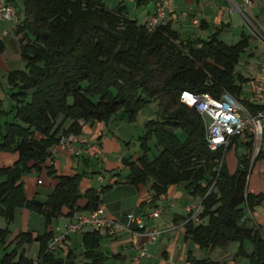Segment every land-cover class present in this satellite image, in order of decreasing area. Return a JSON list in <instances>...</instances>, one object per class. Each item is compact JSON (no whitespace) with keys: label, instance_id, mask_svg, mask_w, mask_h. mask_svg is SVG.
I'll use <instances>...</instances> for the list:
<instances>
[{"label":"trees","instance_id":"1","mask_svg":"<svg viewBox=\"0 0 264 264\" xmlns=\"http://www.w3.org/2000/svg\"><path fill=\"white\" fill-rule=\"evenodd\" d=\"M23 3L25 17L14 33L27 70L9 73L16 89L11 93L14 114L5 124L0 121V151H14L17 157L14 164L0 166V177H5L0 180V214L11 222L17 208H27L43 214L48 227L57 217L97 209L113 184L100 190L87 188L86 204L80 206L83 174L58 173L46 162L50 149L62 136L79 135L82 122L108 123L123 108L134 120L141 106L157 99L159 115L147 123V132L141 136L142 152L124 158L129 171L126 182L136 186L151 182L154 201L171 186L183 184L192 195L201 197L204 207L199 223L185 218L187 238L206 249L240 240L239 253L250 258L249 264H264L262 228L248 225L250 218L240 223L245 206L255 211L264 202L263 191L248 190L251 156L235 153L231 158L229 152L238 147L240 136L233 137L226 150H211L205 118L196 107L180 100L183 90L214 96L229 91L251 113L264 109V104L244 96L242 81L248 78L236 71L250 36L243 33L229 44L219 37V28L208 38H181L172 21L149 31L146 24L127 15L123 2L115 8L106 6L104 0ZM5 112L0 97V114ZM153 133L159 152L150 157L147 139ZM244 144L251 148L253 140L245 138ZM256 161L264 162V147ZM44 169L57 180L53 191L46 200L28 196L24 173ZM8 232L0 230L4 247L0 264H114L100 249V231H85V250L78 254L69 249L65 258L49 250L53 229L47 228L44 234L18 232L11 246L6 241ZM246 239L253 244L251 253L244 250ZM35 241L39 251L34 258L27 251ZM187 261L207 262L198 259L193 250L188 251Z\"/></svg>","mask_w":264,"mask_h":264},{"label":"crops","instance_id":"2","mask_svg":"<svg viewBox=\"0 0 264 264\" xmlns=\"http://www.w3.org/2000/svg\"><path fill=\"white\" fill-rule=\"evenodd\" d=\"M130 3L132 7L139 6L140 4L146 5L147 14L145 17V21L143 22L144 24L146 23L148 16L155 11L157 5L155 0H141V2H139V0H127L123 2L122 4L127 6V15L137 20L138 16H131L133 12L131 13L129 11ZM171 13H173L174 19L168 18ZM249 13L251 17L256 19V21L258 22L257 24L262 29H264V0H254V5L251 7V11H249ZM19 15L20 12H18V17ZM250 16L246 15V13L244 12V0H169L168 16L165 22L172 21L173 28L180 34L181 38H208L219 28H222L219 37L229 44L237 42L241 38L243 33L249 35L250 45L246 49L244 55L247 59L246 69L250 71L251 68L254 67V65L253 63L249 62V60L254 62L257 61L258 53L256 52H259V48L264 50V35L259 32L260 38L258 37L254 39V37L252 36L253 30H251L249 24L252 26L253 24L250 23L252 21ZM198 21H200L199 24H197ZM17 23L14 22L11 24H6L5 22H1L0 20V57H2V62L5 64V71H11L13 69L10 61L3 60V55L6 52L5 40L8 36L11 37V34L14 35V28ZM255 73V79L252 80L251 91L253 93V97L251 96L248 98L256 103L264 104L258 99L257 91L255 88V85L257 84L260 77V72H256L255 70ZM112 119L108 123L96 122L94 124H90L82 122L84 128L88 124L91 125L90 134H88L87 137H83L85 138L84 140L81 139V135L73 134L69 137L72 138L76 145H83L84 143L91 140H100L103 147L102 156L104 155V153L107 156H111L112 149L118 147L119 145L115 144V142H110L113 139H111L109 133L114 130L118 132L121 127V125L114 126L112 123ZM66 127H68V125H66ZM54 146L50 149V153L52 152ZM121 151V148H118V150L114 153L120 154L122 153ZM59 154L70 153H68L67 151H59L54 154V169H56L58 173H77L73 170H58L57 166L59 165L60 160L55 158L58 157ZM139 154L140 153H138L137 156ZM133 157L135 158L136 156ZM82 158L87 164L93 162V164L97 166V164L99 163V161L98 163L94 162V160L92 159L94 157H88L84 155V157ZM82 158L77 157V162L80 163ZM38 175H41L40 177L45 176V181L43 182L45 183V188L42 189L40 185L36 184V186H34V194L28 196H36L40 200H46L49 197L50 193L53 191L57 180L53 178L54 176L48 174L47 170L45 169L39 172ZM126 176L125 179L121 181L115 178V181L120 182L113 185L110 190L102 195V205L105 207L106 213L109 216L117 218L123 222L127 221V213L141 214L144 215L145 222L149 226L154 225L166 228L169 227L166 231L160 234L156 242L148 244V254L139 264H153L151 262H156L157 264H178L175 262V259L177 258H184V264H190L187 261L188 251L193 250L195 256L198 257V247L191 241V239L186 237V205L191 200L200 202L201 197L192 195L183 184H179L171 186L166 194L162 195L159 199L154 201V198L152 197L153 190L151 188V182H148L146 185L140 184L136 186L127 183ZM121 183H125L127 184V186L130 185L132 186V188L130 189L128 187H125V189L119 191V188L122 186ZM89 187V185H86L85 188L83 187V185L81 187L82 196L78 202L80 206H84L86 204L87 199L85 198L84 193ZM250 191L260 192L256 191V188L254 187H252ZM162 200L165 201V203ZM131 201L133 202L134 207L128 206L131 204ZM162 203L163 206H161ZM151 204L154 205L153 211L158 207H162L163 211L167 210V215L162 218L160 215V221L156 222L155 220L158 218H151L149 216L151 212H147V207ZM260 206H264V203ZM260 206H257L255 208V211H250L251 215H248V219L250 218V221L254 222L258 226L262 225V221L264 219V216L261 215L258 211V208ZM18 209H21L20 212H25L28 215H30V212L32 211L27 208H17L15 211V216ZM68 219L69 217L65 218L67 222L64 228H61V226L57 224L56 220H54L53 230L55 232L66 231ZM29 223L30 222H28L26 229L16 230L14 235L21 231H32L34 234H44L47 229V226H45L44 231H36L34 228L30 227ZM88 230L91 229L85 228L80 232L70 234L66 238L64 243H62V245L60 246V253L66 256L69 249H72L79 254L82 253L85 250L83 234ZM100 233V249L106 254L113 256L111 260L114 262V264H135L133 262V256L138 253L139 245L144 240L143 238L135 239L131 234L123 231H118L116 235H110L105 231H100ZM161 256L165 258V261L161 259ZM219 261L224 262L226 260L225 258H223Z\"/></svg>","mask_w":264,"mask_h":264},{"label":"rangeland","instance_id":"3","mask_svg":"<svg viewBox=\"0 0 264 264\" xmlns=\"http://www.w3.org/2000/svg\"><path fill=\"white\" fill-rule=\"evenodd\" d=\"M17 7V11L20 12L19 17L17 16L16 19L7 20L2 19L1 22H5L6 24L11 23H17L21 22L25 17V7L23 0H13ZM106 3V6L109 8H115L119 4V0H104ZM120 1V2H125ZM156 3L161 0H155ZM130 12L132 13L131 16H138L139 22H144L145 17L147 14V7L146 5H139V6H131V3L129 5ZM251 11V9L249 10ZM246 15L250 16L249 12H245ZM170 19H174L173 13L169 15ZM252 21L250 23L253 24L250 25L251 30H253L252 36L255 38L259 37V32H261L264 35V29H262L257 23L256 19L250 16ZM248 22V20H247ZM200 21L197 22L199 24ZM15 35V33H14ZM11 34V37L6 38V52L3 55V60L10 61V64L14 70H27L26 63L23 61L21 57V44L16 37ZM260 38V37H259ZM264 46V44H263ZM245 53V52H244ZM242 54V58L239 61V63L236 65V71L247 76V80L242 81V88H243V94L247 97H253L252 91V80H254L255 70L256 72H259L260 65L264 63V50L259 48V52L257 55V61H250L253 63L254 67L251 68L249 71L246 69V63L247 59L246 56ZM12 69V70H13ZM11 70V71H12ZM11 71H5V64L2 62V57H0V97L3 99V108L7 113H1L0 114V121L1 123L5 124L6 120L13 118V112H12V103L13 98L11 96L12 90L14 87L11 85L9 81V73ZM255 73V74H254ZM30 98V97H29ZM160 111V103L157 99H152L151 101L146 102L143 106H141L137 112V116L134 120L129 119V115L126 113V110L120 109L117 114L114 115L112 119V123L114 126L121 125L118 132L116 130L111 131L109 135L111 136L110 142L119 145L118 147H115L111 151V156L104 155L100 157H94L92 158L94 162L99 161V163L96 165L93 164V162H90L87 164L85 160L82 158L84 156H79L82 158L81 162H77V157L73 153L70 154H59L58 157L55 159H59V165L58 170H73L74 172L83 174V180L82 185L85 188V186L89 185L90 187L96 188L97 190H100L102 186L113 184L115 185V178L118 180H124L125 176L128 173V170L126 168V164L124 161V158L130 157V156H137L138 153L142 152L141 148V136L145 135L147 132V123L155 118L158 117ZM126 116V117H124ZM71 122V119L66 121V125H69ZM91 131V125L88 124L85 128L83 127L81 133V139L84 140L87 137L88 134H90ZM180 135L184 136V132L180 133ZM245 138H248L250 140H253L254 138L251 136L249 132H246L244 135L240 136L238 139V147L236 149H232L229 154L232 157H234V154L237 153L238 155H242L244 153H248L251 156V166H250V178H249V189L251 190L252 187L256 188V191H264V162L263 161H256V158L260 152V150L263 148L261 141L260 143L256 144V142L253 140V146L251 148H247L244 144ZM93 141V140H91ZM147 142L149 143L151 149L149 151V156L154 157L159 152V148L156 144L157 138L155 133L147 139ZM118 148H121L122 153H114L118 150ZM17 157V154L14 151H0V166H8L14 164V161ZM103 157V159H102ZM85 169V170H84ZM39 172L37 171H28L24 173L22 180L24 182V188L27 193V195L34 194V186L40 185V187L43 189L45 188V176L40 177ZM54 178V177H53ZM5 177H0V180H4ZM120 185V184H119ZM121 187L119 188L121 190L125 189V187L132 188V186L121 183ZM126 185V186H124ZM135 189V188H133ZM110 197V196H108ZM163 201V200H162ZM165 203V201H163ZM264 203V202H263ZM262 203V204H263ZM261 204V205H262ZM128 206L134 207L133 202L131 201V204ZM163 206V203L161 204ZM154 209V205L151 204L147 207V212H152ZM204 209V207H202ZM21 209L17 210L16 216L13 221L8 222V220L0 214V230L8 229V235L6 236L7 244L10 245L11 239L13 238L14 233L16 230H24L27 228L28 222H30V227L34 228L36 231H41L45 229L46 225V218L43 214L31 211L30 215L26 214L25 212H20ZM258 211L261 215L264 216V206H260L258 208ZM167 215V210L163 211L161 214V218L165 217ZM245 215L250 216V210L247 206H245ZM66 217L60 216L55 219H53L52 223L49 224L47 227L48 229H53V222L56 220L57 224L61 226V228H64L66 225ZM161 218L156 219L155 221H160ZM208 218H206L207 220ZM69 222V219H68ZM243 221L241 220L240 223ZM248 225L252 226L255 225L254 222L248 221ZM263 232H264V219L262 221V225H259ZM2 234L0 233V257L4 254V247L2 245ZM244 250L247 253H251L253 250V244L251 240L246 239L244 241ZM242 242L240 240H234L231 241L226 246H216L213 249H206L202 248L200 245H197L198 247V259H206V264H216L217 261L225 258L229 264H249L250 258L244 254L239 253L241 249ZM11 246V245H10ZM13 246V245H12ZM193 248V247H192ZM39 249V243L37 241L33 242L27 251L28 256L35 257L38 253ZM61 248L56 250L55 252L60 256L65 258L63 254L60 253ZM61 254V255H60ZM79 254V253H78ZM211 256V257H210ZM113 256H111L112 258ZM161 259L165 261V258L161 256ZM176 263L178 264H184L185 260L184 258H177L175 259ZM153 264H157L156 262H151ZM119 264V263H118Z\"/></svg>","mask_w":264,"mask_h":264},{"label":"built area","instance_id":"4","mask_svg":"<svg viewBox=\"0 0 264 264\" xmlns=\"http://www.w3.org/2000/svg\"><path fill=\"white\" fill-rule=\"evenodd\" d=\"M253 5L254 0H244V12H249ZM168 8L169 0L157 2L155 11L148 16L145 23L149 31H153L165 22L168 16ZM17 16V7L13 2L0 0V20H12L16 19ZM259 72L260 77L255 88L258 99L264 103V63L260 65ZM180 100L190 107H196L205 118L206 141L211 150H226L230 146L233 137L242 136L246 132L251 134L256 144L261 141L262 147H264V109L251 113L229 91H224L220 96H214L210 92L197 93L191 90H183L180 93ZM59 151H67L78 157L84 155L88 157H100L103 154V147L100 140L76 145L72 138L62 136L46 160L49 165H53L54 167L55 161L53 156ZM202 207V201L191 200L188 202L186 205V221L191 220L199 223L202 219ZM162 212L163 208L158 207L149 216L153 219L159 218ZM126 219L127 221L123 222L109 216L103 205L92 211L77 210L69 218L66 231L55 232L54 237L49 243V250H58L70 234L80 232L85 228L105 231L110 235H116L118 231H123L131 234L135 239H144L139 245L138 253L133 256V262L139 264L148 254V244L156 242L160 234L169 227L149 226L145 222L144 215L141 214L127 213ZM247 219L248 216L244 215L242 221H246ZM35 264H39L38 261Z\"/></svg>","mask_w":264,"mask_h":264}]
</instances>
